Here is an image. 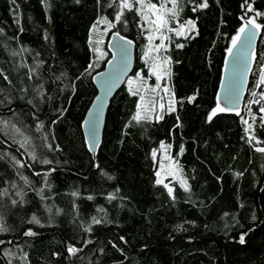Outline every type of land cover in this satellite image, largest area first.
Masks as SVG:
<instances>
[{"label":"trees","instance_id":"obj_1","mask_svg":"<svg viewBox=\"0 0 264 264\" xmlns=\"http://www.w3.org/2000/svg\"><path fill=\"white\" fill-rule=\"evenodd\" d=\"M202 2L179 0L168 27H196L162 30L170 39L156 52L161 33L148 40L135 0L123 10L119 0H0V264H264V0H248L252 11L207 0L193 12ZM253 17L262 34L243 109L213 116L231 38ZM113 31L136 42V66L93 158L81 124ZM165 57L157 88L153 64ZM165 155L186 186L157 183Z\"/></svg>","mask_w":264,"mask_h":264},{"label":"snow or ice","instance_id":"obj_2","mask_svg":"<svg viewBox=\"0 0 264 264\" xmlns=\"http://www.w3.org/2000/svg\"><path fill=\"white\" fill-rule=\"evenodd\" d=\"M119 2H120V7L122 10L133 8L132 0H119ZM135 2H136V4L141 6L139 9H137V11H139L142 14L143 19L146 21V23L148 25H151V28L148 29V31H149L148 40L152 41V39H153V36L151 34L152 32L161 33L160 44L155 45V47H154V49H152V51L159 52V50L161 48L165 47L164 41L167 39H170L169 37L163 35L162 30H167L168 32H174L176 36H185L186 35V32H185L186 26L188 27V31H191V30L195 29V27H196V21L195 20H187V21L181 23L180 27L178 29L168 27L169 21L174 20L176 18V16L178 15L176 8H177V5L179 3V0H167V2H170L173 5L172 8H167V9H165V3H159V4L152 3V0H135ZM245 6H246L248 11L253 10L252 5L248 2V0H245L244 5H242V7H245ZM206 7H208L207 0H203L202 3L193 7L192 10H193V12H195L197 10V8H206ZM161 10H164V11H161ZM168 13H171V16H168L167 15ZM256 15L259 16V15H264V14L257 12ZM122 16H123V11H119V12H117L115 19L117 21H120ZM247 24H252L255 28H261L262 27V25L256 24L254 17L249 18L247 21ZM247 24L242 26L238 30L237 34L231 38L232 47L227 49L229 55L233 54V48H235L237 46V44L241 42V34L245 33V29L247 27ZM95 27L96 26L93 25V29H95ZM109 27H114V25L111 22H109ZM141 27H144V25H142ZM114 35L119 36V33L118 32L114 33ZM254 38H255V32L249 31L248 35L246 37L247 44L250 45L251 41ZM120 39L122 41L125 40L124 37H120ZM131 43H132L131 41H125V43L117 45V47L120 50V58H121V63H122V69L121 70H123L124 68L127 67V65H126L127 46L130 45ZM96 44L97 45L99 44L98 40L96 41ZM176 47H183V45L177 44ZM95 50L99 51L98 48ZM113 58L115 59V57H113ZM168 63H170V57L163 58L160 65H156L155 63L153 64L152 72H153V74L156 75V80H157L156 87L157 88L161 87L159 82L162 79V76H161L160 72L157 71V69L160 68L161 70H163V74L167 75L168 71L163 69V65H167ZM233 63H234V65H242L243 66L242 75L247 73V71L249 70V68H248L249 61L247 59V53L244 50V48H241L240 51L237 53L236 58L233 61ZM92 67H93V65L90 64L89 68H92ZM85 74H90V73L88 72V70H85ZM137 75L139 76V73ZM117 76H118V74H112L109 76L108 80L105 81L104 87L106 90V95L108 92L111 91L112 84L114 83V79L117 78ZM260 85H264V69H262L260 72V79L257 83V87H260ZM229 89H230L229 95H227L225 97V99L230 101V102L238 104L241 88L239 86H237L235 81H232V82H230ZM163 91H165V92L168 91L167 86H165L163 88ZM133 94H135V93H133ZM252 95L255 96L256 93L253 92ZM260 95L262 97H264V92H261ZM143 99H144V97H141V100H143ZM194 99H195L194 96L190 97L189 102H191ZM97 100L101 101V103L97 104V112L93 114L94 118L91 121H87V123H89V125H90L89 131H90V136L93 139V142H95L96 128H97V123H98V118H99V111L103 107V103H102L103 98L97 97ZM253 102L259 103V101H253ZM160 107L163 108L164 105L161 104ZM169 110H174V109L170 108ZM225 110L235 111L236 109L235 108L225 109V108H222L219 103H217L216 108L212 109V115L214 116L217 111H225ZM260 112L264 113V107L260 108ZM239 114L240 113L237 111V115H239ZM142 118H145V117H141L140 112H137L136 116L133 119L140 120ZM160 118H162V117L157 116V119H160ZM209 118L211 119V117H209ZM260 119H261V124L264 125V116H261ZM253 120H255V117H253ZM242 122L244 124L248 125V127L245 128V132L248 133L249 130L252 128V125L249 124L248 120H244L243 118H242ZM3 123L7 124L8 122H3ZM17 131H19V129H17ZM253 139H255V137L250 136L249 142L251 143V141ZM256 150L260 151V152H264V148H257ZM153 155H155V153H153ZM33 158H35V157H33ZM17 163H19V161H17ZM43 163L48 164V163H50V161L45 160V161H43ZM161 182L162 181L157 180V183H161ZM168 191H169V193H171L172 189L169 188ZM13 203L15 204L16 201H13ZM32 222H35L38 224L39 220L35 216H33ZM93 222L99 223V221L96 220L95 218H93ZM2 230H3V228L0 227V231H2ZM25 235L26 236L35 235V233L32 232L31 230H29V231L25 232ZM244 235H246V234H243L240 237L241 243L245 242ZM0 243H3V242L0 241ZM68 251L70 253H75L78 250L72 246H69Z\"/></svg>","mask_w":264,"mask_h":264},{"label":"water","instance_id":"obj_3","mask_svg":"<svg viewBox=\"0 0 264 264\" xmlns=\"http://www.w3.org/2000/svg\"><path fill=\"white\" fill-rule=\"evenodd\" d=\"M247 21L248 20L244 22L243 26L247 24ZM249 31L255 32V38L251 41L250 45H248L246 42V37ZM117 32L118 31L111 32V34L108 37L107 48L110 53V58L106 62L105 68L97 72L93 76V83L96 86L97 94L92 100L81 124L86 148L93 158H96L103 143L106 118L112 99L114 98L116 93L123 87L127 79L132 75L136 66V50H137L136 42L133 39L125 35H122L119 32H118L119 36L114 35V33ZM261 34H262L261 28H255L252 24H247L245 33L241 34V42L238 43L235 48H233V54L229 55V53L227 52L224 60L219 88L217 91V103H219L222 108L225 109L235 108L236 110L235 111L225 110L221 112H225L228 114H237V111L239 113L242 111L245 97L247 94V89L250 82L251 71L255 60V52L258 46V42L261 38ZM120 37H124L125 40L122 41ZM125 41H131L132 43L127 46V55H126L127 67L121 70L122 63L120 58V50L117 47V45L123 44L125 43ZM230 47H232V44ZM241 48H244V50L246 51L247 59L249 61L248 63L249 70L244 75H242L243 66L234 65L233 63L237 53L240 51ZM113 57H115V59ZM112 74H118V76L117 78L114 79V83L112 84L111 91L108 92L106 95L104 83L105 81L108 80L109 76ZM232 81H235L237 86L241 88L238 104L230 102L225 99V97L229 95V91H230L229 85L230 82ZM97 97L103 98L102 100L103 107L99 111L95 142H93V139L90 136V131H89L90 125L89 123H87V121H91L94 118L93 114L97 112V104L101 103V101L97 100Z\"/></svg>","mask_w":264,"mask_h":264},{"label":"rangeland","instance_id":"obj_4","mask_svg":"<svg viewBox=\"0 0 264 264\" xmlns=\"http://www.w3.org/2000/svg\"><path fill=\"white\" fill-rule=\"evenodd\" d=\"M185 32H186V35L190 32L188 31L187 26L185 27ZM151 34L153 37L159 36V33L157 32H152ZM159 103H160L159 104L160 106L161 104H163V102L161 101H159ZM158 178L160 181L167 183V184H168L167 178H173V179H178L180 182H182L183 185L185 186L187 185V181L184 178V176L180 173V169L178 168V166L174 162L169 161L166 155L162 157V162L160 164V170L158 172Z\"/></svg>","mask_w":264,"mask_h":264}]
</instances>
